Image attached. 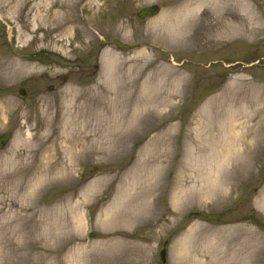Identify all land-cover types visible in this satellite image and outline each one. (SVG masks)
<instances>
[{"label": "rangeland", "instance_id": "1", "mask_svg": "<svg viewBox=\"0 0 264 264\" xmlns=\"http://www.w3.org/2000/svg\"><path fill=\"white\" fill-rule=\"evenodd\" d=\"M245 1L260 30L218 39L210 0L188 28L199 0H0V264H264Z\"/></svg>", "mask_w": 264, "mask_h": 264}, {"label": "bare ground", "instance_id": "2", "mask_svg": "<svg viewBox=\"0 0 264 264\" xmlns=\"http://www.w3.org/2000/svg\"><path fill=\"white\" fill-rule=\"evenodd\" d=\"M206 1L207 0H199L196 6H192L191 4L186 5L184 12H182L180 15V19H182L181 21H183L186 28L192 24L196 14L201 10L202 5ZM210 1V13L212 14V18L215 21V27L217 30L221 28L219 32L216 33V37L218 39L223 37L232 38L234 36H252L253 34H256L258 30H260V17L248 9V4L245 0H235L234 2L231 0ZM232 12L239 16L238 21L237 18H227V15ZM183 29V26L178 27L176 31L179 34L178 36L182 35ZM13 69L16 71L15 73L21 74L23 72L24 66H15L12 68V70ZM70 156L71 160L73 161V158L75 157L74 152H71Z\"/></svg>", "mask_w": 264, "mask_h": 264}, {"label": "water", "instance_id": "3", "mask_svg": "<svg viewBox=\"0 0 264 264\" xmlns=\"http://www.w3.org/2000/svg\"><path fill=\"white\" fill-rule=\"evenodd\" d=\"M161 10V7L158 5V4H152V5H149V6H145L143 8H141L137 13L136 15L139 17V18H146L148 16H155L157 15ZM52 88V87H51ZM21 94H25V90L22 89L21 90ZM9 134L8 133H5L3 135L0 136V145L1 146H5L7 141L9 140ZM165 254H166V250H162L161 251V256H162V261L165 262L166 259H165Z\"/></svg>", "mask_w": 264, "mask_h": 264}]
</instances>
